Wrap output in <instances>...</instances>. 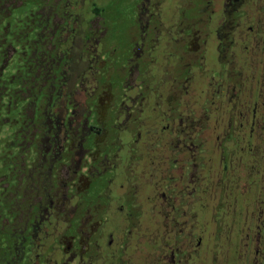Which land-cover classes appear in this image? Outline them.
<instances>
[{"label": "flooded vegetation", "instance_id": "1", "mask_svg": "<svg viewBox=\"0 0 264 264\" xmlns=\"http://www.w3.org/2000/svg\"><path fill=\"white\" fill-rule=\"evenodd\" d=\"M129 3L0 0L21 264H264V0Z\"/></svg>", "mask_w": 264, "mask_h": 264}, {"label": "rangeland", "instance_id": "2", "mask_svg": "<svg viewBox=\"0 0 264 264\" xmlns=\"http://www.w3.org/2000/svg\"><path fill=\"white\" fill-rule=\"evenodd\" d=\"M109 2L112 3V5H116V12L119 16H125L126 8L130 4V0H109ZM31 4L32 1H27L26 6H30ZM16 13L19 14L18 11L13 12V14ZM11 20L12 22L8 27L9 29L19 22H14V19L11 18L7 19V22ZM2 25L4 26L5 24L1 23L0 29L3 28ZM15 61H17V59H15ZM15 61L12 60L7 69L0 74V248L4 245L1 236L3 231H5L4 226L7 223L8 218L10 219L13 216L16 218V216H18V214H15L17 213L15 207L18 198H14L15 191H13V185L15 183L12 177V172H15L16 170L12 161L19 158L20 151L18 146L20 143V136L18 135V132L20 131L22 124L25 123L19 118V110L21 109L22 102L19 100V88L17 83L19 75L15 69L18 64ZM13 74H15V76H12ZM5 78L8 79L6 80L7 82H5V80L2 81V79ZM78 97L83 99V93L81 92ZM8 101L10 110L6 109ZM26 111L31 112V109H26ZM81 111L82 107H80V112ZM11 162L12 164H9ZM9 198L11 199V202L9 201ZM58 228V233H65L63 225ZM57 238L58 235L56 231L51 232L49 236L41 238L39 242L41 244L44 243L45 246L42 244L40 248H35L34 259L37 258V253L45 256L47 252H50L51 249H53V246L57 245Z\"/></svg>", "mask_w": 264, "mask_h": 264}, {"label": "trees", "instance_id": "3", "mask_svg": "<svg viewBox=\"0 0 264 264\" xmlns=\"http://www.w3.org/2000/svg\"><path fill=\"white\" fill-rule=\"evenodd\" d=\"M13 162V161H12ZM9 163V164H12ZM16 196V195H14ZM17 199L16 197H14ZM14 199V200H15ZM18 218V216H17ZM9 221L16 220V218L13 216L12 218H8ZM7 221L5 224V231L2 233V242L4 245L0 248V264H21V257H22V245L18 242L19 237H16L14 240H12V236L8 233V225L10 222ZM34 254V253H33ZM33 254H31L33 256ZM26 259H28V256H26ZM24 259V262H27V260Z\"/></svg>", "mask_w": 264, "mask_h": 264}]
</instances>
